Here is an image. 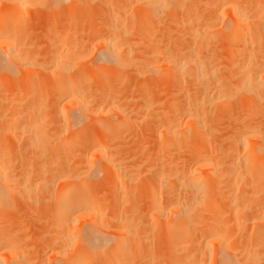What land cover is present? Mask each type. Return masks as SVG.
<instances>
[{
    "label": "bare ground",
    "instance_id": "6f19581e",
    "mask_svg": "<svg viewBox=\"0 0 264 264\" xmlns=\"http://www.w3.org/2000/svg\"><path fill=\"white\" fill-rule=\"evenodd\" d=\"M17 1L0 0V225L19 199L43 225L35 260L15 251L16 264H264V0H45L60 36L23 97ZM82 6L93 21L78 44L58 21ZM148 62L172 95L147 160L127 163L107 138L130 129L121 95Z\"/></svg>",
    "mask_w": 264,
    "mask_h": 264
},
{
    "label": "rangeland",
    "instance_id": "374dc122",
    "mask_svg": "<svg viewBox=\"0 0 264 264\" xmlns=\"http://www.w3.org/2000/svg\"><path fill=\"white\" fill-rule=\"evenodd\" d=\"M22 2L23 3L17 1L18 9L16 10V12L10 15L9 24L14 23L13 18L16 15V27H18L20 33V38L18 40L26 45V52L31 56L28 63L22 65L21 70L23 71V73H19L20 76L24 75L26 78V80L23 82V97L29 92L26 87L30 79L37 78L38 75L45 71L41 55H43L44 50H47L45 49L46 43L57 39L60 35H54L53 33L47 34L46 32L49 25L51 24V20L49 21L48 19H46L45 21L44 18L46 17L44 16L46 15V10L52 9V6L47 5L45 0H22ZM10 6L11 5H8L6 9H9ZM83 8V6L80 7V11H75L70 16H62L59 19L60 21H58L59 25L62 24L63 26H65H62L64 28L63 30H65L64 33L68 30V28L72 27L70 31L68 30L69 34L71 33V35H69L67 32L68 38L76 39L78 44H80L84 35H87L83 37L84 39L88 37V32L84 33V31L88 30H85L86 28L83 29V27H88V24L90 25L93 21L90 16L86 15V8ZM68 20H70L72 23H68ZM151 24L152 26L147 25L146 31H144L143 33H138L139 37L146 43L152 42L153 32L156 31V21H152ZM73 26H75V28ZM135 69L137 70L135 71ZM135 69L134 66H131V69L128 70V73L130 74H128V78L135 79L136 84L132 86L130 85V83H128V88L131 87V90L129 91V89L126 88V85L125 90L127 91H125V94L121 95V100L125 103V105L130 107L132 106L131 115H133L134 117H132V122L129 127L130 129L125 130L119 134L110 133L107 141H111L110 145L112 146H119L120 153H124L120 156L125 159V162L130 163L141 160L144 163L147 160L146 157L148 155V151L151 148V144L147 142V138L150 136L149 126L152 124L154 116L158 115L164 110L165 104H169V99L171 98L172 91L169 90L167 85H164L165 83L167 84L168 81H170V76L166 71L167 68L162 69L152 67L151 62H148L143 64L139 68L135 67ZM126 72L127 71H125V73ZM51 86L52 85H50V83H43V85H41V89H51ZM69 105L70 104L62 105L60 110H67L70 107ZM48 109L49 108L47 106L41 105L40 110L43 111L38 112V114L41 115L50 112V110ZM130 149H136L140 153L135 157L130 156L129 158H125V154H127L128 150ZM140 163H138L136 171H141L139 172L140 178H143V172L144 170H146V165L139 166ZM135 165L129 166L135 167ZM101 182L102 181L98 182L94 186V188L98 189L101 186ZM101 188L102 187L99 188L98 192L105 195L106 193L104 191L106 189ZM16 205L17 206H15L16 208L14 210L15 216L13 215L11 224L0 225V235L8 238L9 240L8 244H5L4 247L0 248V264H16V255L13 253L15 251L19 256H22L20 258H23V261L25 262L29 260H35L34 257L37 254L36 250L32 249L31 243L35 240L36 237L35 236L33 239V233L35 232L37 234L39 232L36 229L38 228V225L43 221L42 219H40L41 214L40 212H34L31 208L30 203H28L24 199H19ZM36 223H38V225L35 229ZM41 225H43V223H41ZM19 243L21 244V246L19 245ZM30 247L33 252L35 251V253H32ZM8 248L11 249V253H7ZM50 256V253L47 254V256L39 263L46 264Z\"/></svg>",
    "mask_w": 264,
    "mask_h": 264
}]
</instances>
